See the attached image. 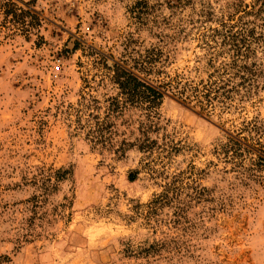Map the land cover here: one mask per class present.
I'll use <instances>...</instances> for the list:
<instances>
[{
  "label": "rangeland",
  "instance_id": "rangeland-1",
  "mask_svg": "<svg viewBox=\"0 0 264 264\" xmlns=\"http://www.w3.org/2000/svg\"><path fill=\"white\" fill-rule=\"evenodd\" d=\"M0 264H264V0H0Z\"/></svg>",
  "mask_w": 264,
  "mask_h": 264
},
{
  "label": "trees",
  "instance_id": "trees-1",
  "mask_svg": "<svg viewBox=\"0 0 264 264\" xmlns=\"http://www.w3.org/2000/svg\"><path fill=\"white\" fill-rule=\"evenodd\" d=\"M113 82L118 86L119 96L117 98H111L108 111L111 115L119 116L127 108H140L142 111L146 112L147 117L151 116L155 109L160 105L162 96L155 90L153 87L145 84L135 77L132 73L115 67ZM106 123L100 122L96 124L97 136L94 141L96 144H104L107 139L104 137L102 130L104 129ZM106 128V126H105ZM146 126L143 123L140 124V132L145 137ZM138 149L142 151H148L151 149L150 145L153 142H150L148 139L143 141H138ZM134 144L127 143L122 141L120 143L119 149L116 153L124 154L126 149L133 147Z\"/></svg>",
  "mask_w": 264,
  "mask_h": 264
}]
</instances>
